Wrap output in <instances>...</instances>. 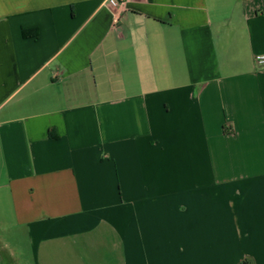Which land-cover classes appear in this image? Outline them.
<instances>
[{
	"label": "crops",
	"instance_id": "1",
	"mask_svg": "<svg viewBox=\"0 0 264 264\" xmlns=\"http://www.w3.org/2000/svg\"><path fill=\"white\" fill-rule=\"evenodd\" d=\"M122 1L0 0V264H264V0Z\"/></svg>",
	"mask_w": 264,
	"mask_h": 264
},
{
	"label": "rangeland",
	"instance_id": "2",
	"mask_svg": "<svg viewBox=\"0 0 264 264\" xmlns=\"http://www.w3.org/2000/svg\"><path fill=\"white\" fill-rule=\"evenodd\" d=\"M20 242L19 247L16 245ZM24 246V247H23ZM1 249L7 256V262L3 264H32L30 255L22 242L20 234H12V238L2 241Z\"/></svg>",
	"mask_w": 264,
	"mask_h": 264
},
{
	"label": "trees",
	"instance_id": "3",
	"mask_svg": "<svg viewBox=\"0 0 264 264\" xmlns=\"http://www.w3.org/2000/svg\"><path fill=\"white\" fill-rule=\"evenodd\" d=\"M22 35H23V37L25 39H36L39 36V32L36 29H33V30H24L23 33H22ZM241 264H252V262L249 261V260H245Z\"/></svg>",
	"mask_w": 264,
	"mask_h": 264
},
{
	"label": "built area",
	"instance_id": "4",
	"mask_svg": "<svg viewBox=\"0 0 264 264\" xmlns=\"http://www.w3.org/2000/svg\"><path fill=\"white\" fill-rule=\"evenodd\" d=\"M124 2H125V1L123 0L120 4L123 5ZM111 4H112L113 6H117L118 3H116V2H111ZM255 62H256V64H257L261 69L264 70V55H257V56L255 57Z\"/></svg>",
	"mask_w": 264,
	"mask_h": 264
}]
</instances>
